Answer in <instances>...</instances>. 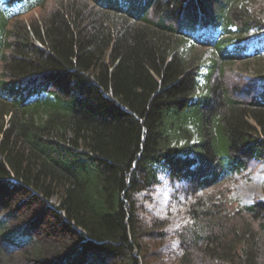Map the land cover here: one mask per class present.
Instances as JSON below:
<instances>
[{"label":"trees","instance_id":"obj_1","mask_svg":"<svg viewBox=\"0 0 264 264\" xmlns=\"http://www.w3.org/2000/svg\"><path fill=\"white\" fill-rule=\"evenodd\" d=\"M47 2L0 0V264H150L139 208L162 175L197 197L176 264H264V201L205 198L264 162V76L258 94L226 77L261 18L245 0H57L24 19Z\"/></svg>","mask_w":264,"mask_h":264},{"label":"rangeland","instance_id":"obj_2","mask_svg":"<svg viewBox=\"0 0 264 264\" xmlns=\"http://www.w3.org/2000/svg\"><path fill=\"white\" fill-rule=\"evenodd\" d=\"M56 2L57 0H48L43 9H35L34 12L25 15L24 19L30 20V18L46 14ZM245 4L264 22V0H245ZM249 40L251 41L249 44L251 54L259 50L258 56L248 62V65L228 66L226 77L228 81L246 84L249 90L258 94L259 79L254 75L258 70L260 75L264 76V30L251 31ZM202 51L205 52L204 64L206 65L212 58V51L210 49ZM204 70H206L205 67ZM234 76L237 79L232 80ZM205 194V198H211L213 203L225 202L224 204L230 211L241 209L257 201H264V162L252 163L247 171L231 177ZM196 198L179 184L166 179L164 175L161 176L159 184L144 191L139 208V218L144 228L149 230L155 228L154 236L146 239L150 264L178 263L183 254L180 249L179 233L192 223L190 206ZM20 216L21 212L13 217L16 222H25L26 220H22ZM38 233L42 235L40 231ZM20 264L24 263L20 262Z\"/></svg>","mask_w":264,"mask_h":264}]
</instances>
